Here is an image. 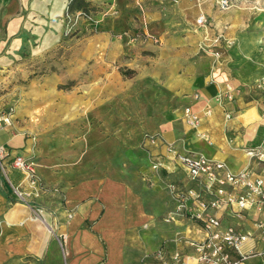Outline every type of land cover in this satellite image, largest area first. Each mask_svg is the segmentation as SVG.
<instances>
[{
  "label": "crops",
  "instance_id": "0c3cea01",
  "mask_svg": "<svg viewBox=\"0 0 264 264\" xmlns=\"http://www.w3.org/2000/svg\"><path fill=\"white\" fill-rule=\"evenodd\" d=\"M69 1L0 0L2 56L41 54L64 42ZM198 1H90L102 8L113 3L117 13L96 24L82 20L86 27L80 32L85 35L75 64L83 81L98 84L84 88L87 96H96L80 118L87 133L36 140L14 131L12 122L0 127V146L10 153L7 177L0 171V264H157L151 255L157 250L164 264H181L171 257L175 251L199 264L188 241L203 237L200 224L189 215L173 213L176 202L169 183L210 196L188 178L186 166L169 144L179 154H203L231 171L247 170L253 178H264V159L246 153L247 148L264 153V97L257 86L264 78V2L256 0L253 9L233 6L222 11L217 0ZM200 12L211 22L207 28L195 22ZM219 27L232 44H221V56L215 58L200 51L198 44ZM121 69L133 75L123 77ZM124 78L132 86L133 111L150 114L144 127L161 136V153L175 164L176 170L164 177L171 179L162 187L166 200L151 194L160 185L144 186L143 192L151 194L144 196L140 181L132 184L107 166L110 155L120 149L122 123L115 107L103 103L106 94L111 99L120 95ZM225 83L234 89L231 100L220 96ZM185 107L198 115L196 126L185 122ZM226 111L232 112L228 119ZM106 112L110 114L105 121L99 114ZM137 118L133 123H139ZM108 128L111 136L105 135ZM15 154L36 163L43 188L32 196L31 206L12 193L9 182L17 184L22 178L10 165ZM141 173L160 181L154 172ZM154 200L159 202L155 208ZM209 215L250 235L241 244L243 253L264 250V226L256 225L264 222V209L241 211L235 202L223 203L205 210L203 216ZM262 263L264 255H251L240 264Z\"/></svg>",
  "mask_w": 264,
  "mask_h": 264
},
{
  "label": "rangeland",
  "instance_id": "374dc122",
  "mask_svg": "<svg viewBox=\"0 0 264 264\" xmlns=\"http://www.w3.org/2000/svg\"><path fill=\"white\" fill-rule=\"evenodd\" d=\"M259 2L262 3L264 0ZM248 5L238 3L241 8H246ZM87 9L89 18L77 19L68 32L66 29L64 42L56 48L41 54L23 52L11 59L4 58L3 52H0V113L9 114L14 124L12 129L24 133L26 138L34 137L38 140L44 136L46 140L52 141L62 140L65 135L78 138L84 136L89 129L84 128L80 118L86 115L88 104H95L96 96H87L84 88L89 87L91 90L98 84L95 81L81 79V71L78 70L75 59L80 57V40L82 35H85L84 32H80L86 27L81 26L82 20L96 24L106 16L100 12L102 6L98 7L90 3ZM2 31L3 28L0 26V37L3 36ZM121 72L124 73L125 70L121 69ZM72 73L75 76L71 78L69 75ZM132 75L133 73L131 75L125 73L123 77ZM132 91L129 80L124 78L121 93L116 99H111L107 94L105 96L106 102L103 104L109 105L110 109L114 106L115 114L122 123L119 130L120 149L115 151L114 156L110 155L107 166L116 172H122L132 184L133 180L140 181L142 192L145 190L144 186L150 188L153 183L160 185L151 194L154 198L163 197V200H166L162 187L171 179L164 177L168 172L176 170L175 164L161 153L162 148L159 143L161 136L153 134L150 129L144 127V120L149 119L150 114L144 115L133 111L136 102ZM109 114L110 112H106L99 115H102L106 121V116ZM136 116L139 117L137 118L139 123L136 121L133 123ZM95 120H97L96 114ZM104 132L105 135L111 136L112 129L108 128ZM141 158H147V162L139 160ZM141 172H154L159 176L160 181L155 183L154 178H146ZM135 174L138 176H134ZM138 177L139 179H136ZM142 194L151 195L146 192ZM155 200L153 208L159 205ZM171 213L170 211L168 217Z\"/></svg>",
  "mask_w": 264,
  "mask_h": 264
},
{
  "label": "built area",
  "instance_id": "2783aa9c",
  "mask_svg": "<svg viewBox=\"0 0 264 264\" xmlns=\"http://www.w3.org/2000/svg\"><path fill=\"white\" fill-rule=\"evenodd\" d=\"M216 3L218 9L222 11L238 6V3L249 4L247 7L251 9L257 7L256 1L250 2L249 0H217ZM100 12L103 16H109L115 15L117 10L114 4L110 3L105 5ZM89 16L82 9L71 11L67 6L64 14V32H66V29L68 32L77 19L89 18ZM195 22L198 26L205 28L211 25L210 20L203 12L198 14ZM223 43L231 45L232 39L226 35L224 28L219 27L216 28L211 38L205 37L200 41L198 49L210 52L215 58H219L222 53L219 46ZM257 86L262 92V97H264V78L257 83ZM233 95L234 89L230 83H225L220 96L226 100H231ZM183 112L185 122L188 125L196 126L198 124V115L191 111L189 107H185ZM205 112L208 114L210 111L206 110ZM231 116V111L225 112L226 119ZM4 124H11V118L9 114L0 113V127ZM168 149L186 166L188 178L195 184L202 186L204 192L210 196V198H204L192 188L180 189L174 183H169L170 192L176 202L173 213L179 216L189 215L200 224L203 237L199 240L188 241L195 250V260L199 264H240L248 256L264 255V250L249 253L242 252L241 244L250 236L248 233L241 232L233 225H222L220 218L217 216H203L205 210L209 208H218L223 203L233 202L241 211L250 209L261 211L264 209V178H253L247 170L231 171L224 162L207 158L203 154H179L172 144L168 145ZM246 153L264 159V153L255 148H247ZM9 156L10 153L0 146V171L6 177L8 165L6 159ZM10 165L22 174V178L17 184L9 182L14 197L18 201L31 206L32 196L39 195L43 188L36 171L35 161L24 155L15 154L10 160ZM239 189H242V191L236 192ZM38 210L41 211L40 208ZM256 225L259 227L264 226V222L257 221ZM151 255L158 259L159 263L157 264H164L161 250H157ZM149 257L150 255H147L145 258L148 259ZM171 257L181 264H192L188 257L179 251L173 252ZM146 264L150 263L146 262Z\"/></svg>",
  "mask_w": 264,
  "mask_h": 264
},
{
  "label": "trees",
  "instance_id": "16d2710c",
  "mask_svg": "<svg viewBox=\"0 0 264 264\" xmlns=\"http://www.w3.org/2000/svg\"><path fill=\"white\" fill-rule=\"evenodd\" d=\"M90 1L91 0H71L70 2H69V9L71 10V11H75V10H79V9H82V10H84V11H87L88 9V7H89V5H90ZM132 74L133 73V71L132 70H126L125 72H124V74Z\"/></svg>",
  "mask_w": 264,
  "mask_h": 264
}]
</instances>
